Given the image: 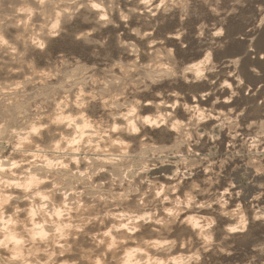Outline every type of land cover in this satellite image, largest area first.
I'll return each instance as SVG.
<instances>
[{"label":"rangeland","instance_id":"374dc122","mask_svg":"<svg viewBox=\"0 0 264 264\" xmlns=\"http://www.w3.org/2000/svg\"><path fill=\"white\" fill-rule=\"evenodd\" d=\"M155 3L158 4L159 0H155ZM56 6L55 3L41 9L34 0H3L0 3V19L5 20L6 24L26 19L27 14L18 9L31 7L34 9L30 22L33 27L29 31L38 32L41 26H46L44 31L49 32ZM136 6L134 0H119V9L125 13ZM57 7L62 10L65 5ZM141 7L128 21L120 20L119 12L114 11L111 17L114 23L106 26L99 21V13L86 12L85 9H81L70 21L63 16L60 34L42 37L47 44L44 53L35 49L30 40L26 41L29 47L25 59L43 55L46 59L40 60L41 67L48 64L68 73L79 69L78 73H83L85 78L84 88L80 91L77 85L67 91L71 84H65L66 93L56 95L55 99L69 95L72 102L83 93V114L90 122L93 121L94 128L103 129L112 123L110 110L115 113V109L111 103H116V100L119 104L140 100V115H155L158 110L160 114L172 113L173 119L166 124L159 128H147V138L142 135L143 143L137 148L143 158L162 153L159 160L166 163L161 164L154 159L155 166L149 165L148 171L141 172L132 181L139 191L129 192L128 202L115 209L117 212L126 211L130 216L155 210L153 220L163 218L167 223H156L155 226L153 220L148 223L139 221L137 224L143 223L141 225L147 231L139 239L128 242V247H141L150 255L168 261V264H175L172 260L175 257L182 260L179 264H264V23H261L264 21V0H170L155 11V15L144 12ZM85 15L89 22H84ZM9 16L13 18L11 21L6 19ZM216 32H222V35L217 36ZM22 35H29L22 27L4 28L5 38L13 46L20 47L19 51L25 50L23 41L16 39ZM209 55L211 62L205 66V79L186 82L185 75L188 81H194L195 76L193 72L185 73L184 69L199 64ZM3 59L7 61L9 57L3 56ZM213 66L214 71L207 70ZM7 68L5 66L0 71V82L16 81L15 76H9ZM63 79L57 77L49 82L63 83ZM116 81L120 82L116 89H122V94L117 96L119 99L112 98L115 93L108 87L109 83ZM225 83L231 88L223 87ZM32 87L36 89L39 84L29 85L25 90L31 91ZM100 89L107 90V95L101 97ZM233 92L237 95L233 96ZM104 100V109L92 107ZM172 104H176V107H166ZM184 105L200 110L206 118L196 119L197 113L195 116V111H188ZM40 107L45 110L41 114L46 116L41 123L50 125L41 133L44 139L37 141L41 147L59 140L61 135L73 136L71 129L56 127L51 123L56 113L53 107L45 104ZM66 111L72 116L77 115L73 108L68 107ZM31 115H36V112ZM175 121L181 123L180 129L172 128ZM14 145L15 141L9 149H5L0 159H8L10 163L23 162L22 166L28 164L24 163L27 158L23 159V154L21 156ZM28 160L29 163L34 161ZM70 166L75 170L76 165ZM85 166L80 165L81 171ZM111 181L112 177L103 172L94 177L91 183H103V195H107L109 189L119 194L129 187L127 183L123 187L118 183L114 186ZM177 184L179 190L170 195V200L177 197L184 200L185 192L192 190V185L196 184L200 189L193 192L197 203H209L211 207L190 208L180 212L175 219L167 216L163 210L172 207L168 202L154 201L147 208L138 207L141 194L150 192L154 195L159 187H174ZM56 199L59 201L61 198ZM82 199L88 202L86 204L92 203L87 197ZM149 199L151 195L145 197L146 204ZM221 200L227 201L226 207L221 206ZM93 202L97 204V209L84 212V218L89 219L103 209L102 201ZM22 204L21 200L18 206L25 208ZM238 206L247 219V225L244 232L230 233L227 229L239 223ZM224 212L232 215L225 216L222 214ZM192 215L211 217L216 221L209 230L213 237L211 245L197 237L185 223V219ZM73 221L76 223L77 219ZM109 221H94L84 226L83 231L91 232L89 236L76 232L79 233L77 237L71 235L69 238L76 237L85 251L95 252L99 245V239L95 237L100 234L99 238H103L102 233L109 229ZM173 240L176 242L174 246H166L162 250L149 247V242ZM193 254L199 255L200 259L188 260ZM69 262L89 264L79 259H70ZM105 264L112 262L105 258Z\"/></svg>","mask_w":264,"mask_h":264},{"label":"clouds","instance_id":"9594fccd","mask_svg":"<svg viewBox=\"0 0 264 264\" xmlns=\"http://www.w3.org/2000/svg\"><path fill=\"white\" fill-rule=\"evenodd\" d=\"M3 0H0L2 3ZM133 2V0H129ZM170 0H159V3H155V0H134L136 7L128 9V12L119 9V0H34V3L40 5L41 7L56 3L57 5L63 4L65 7L56 13L54 22L51 24V31L46 32L44 28L46 26H41L40 31L30 32L29 30L33 27L30 23L33 19L34 9L31 7H21L18 11L27 14V19H19L13 24H6L5 20L0 19V71H3L5 66H8L7 71L9 76H15L17 79L11 83L0 82V100L4 102L5 105L10 106L12 111H8L5 108L4 113L0 114V141L5 144H10L15 141V149L21 150L23 155H34L36 160H44L46 163L39 165L40 170H55L56 168L63 169L67 175L64 177L67 180L69 177L75 178L73 183L67 186L63 183H53L49 180L48 171H37L31 172L28 170L27 175L23 177V182H10L7 179L0 180L5 187H19L22 188L28 195L23 196L21 199L28 200L32 207L30 209H23L17 207L15 209V214L20 212H27L30 222L36 221L39 217V222L32 223L31 228H25L24 232L27 233L28 238L23 234L16 231L9 232L8 225H12L15 229L18 223L9 216L4 221L3 231L7 233L3 241H0V248L8 249V245L12 244L15 246L14 255L9 258L0 260V264H7V259L13 261L23 260L24 264H55L54 257L57 255H62L63 253L49 252L47 247L41 249L39 248V243L48 245L49 242L55 244L57 247L64 249L65 252L70 251L71 245L67 244L70 232H82L83 227L87 224H91L94 221L103 222L106 219H111L115 221H121L117 225H113L107 231L102 233L103 237L111 239V243L107 244L108 251H113L116 249L117 243H126V239H121L117 241L116 236L113 235L114 232H119L121 229H126L128 232H137L140 229L136 227L139 221H144L148 223L150 220L156 216L155 210L150 213H145L141 215H129L128 212L121 210L120 212L115 211V209L120 208L122 204L129 200V192L136 193L139 191L137 186L132 184V181L140 175L141 172L149 170V165L155 166L153 160H159V156L162 153H153L152 156L147 158H137L140 156L137 148L143 143L141 136L143 135L145 139L147 138L146 129L147 128H159L162 124H166L170 119H173L172 113L160 114L159 110L155 115H140L141 111V101L135 100L131 103L117 104L113 103L111 107L115 109V113L111 116L112 123L107 124L103 129L94 128L92 123L87 120L83 115H67L61 120H53L52 123H65L66 127L73 129L75 135L69 137L68 135H61L59 140H54L47 147H41L40 144L36 143V140H43L44 137L41 133L47 130L50 125L42 124L41 121L46 119V116L39 113L45 110L37 105L36 109L29 110L27 105L20 107L17 104V100L22 98V96H17V93L22 95H28L25 89L31 85L35 86L37 84L45 85L49 81L56 79L57 77H63L64 84H71V87L67 91H71L72 87H76L74 81V74H69L68 72H61L59 68H52L48 64H44L43 67L40 65V60L46 59V56H32L25 59L27 55V40L31 41V45H34L35 49H38L40 53H44L47 47L45 40L42 37L46 36H58L61 24V17L66 16L67 20H72V18L80 12L81 9H85L86 12H96L99 13V21L104 22V26L108 24H113L114 21L111 18L114 11L119 12V19L122 21H128L131 15L140 11L139 6H143V11L149 13L150 15H155V11L160 10ZM219 2V0H217ZM239 2V0H237ZM215 11V9H213ZM11 21L13 18L11 16L6 18ZM84 22L88 21V16H84ZM264 23V21H261ZM6 27H16L23 28L25 32L29 35L24 37H17L18 40L25 42V50L18 51L13 44L9 42L4 36V28ZM138 34V33H137ZM91 35V33H87ZM215 35H222V32H216ZM79 38V37H78ZM3 56H8L9 60L5 61ZM211 62L210 55L207 56L199 64H193L190 67L184 69V72H194L195 80L188 81L187 76H184L186 82L194 83L205 79V66ZM18 65L17 67H11L10 65ZM63 66V63L61 64ZM208 71H214L213 66ZM175 75V73L173 74ZM118 83V81H116ZM242 84L243 81L241 80ZM223 87L231 88V85L225 83ZM83 95V93H81ZM173 95H179L174 93ZM207 95V94H205ZM233 96L237 93L233 92ZM33 99H36L34 97ZM119 99V97H117ZM63 107L60 109L63 112L66 108L70 107L67 95H65V100L61 102ZM75 107L82 109L85 107L83 102L75 104ZM153 107H156L153 105ZM166 107L175 108L176 104L166 105ZM184 107L192 112H199V119L203 120L206 117L198 109L188 108L187 105ZM124 109V111H121ZM32 112H36V115H31ZM77 121H84V123L78 124ZM119 121V122H118ZM232 123V121H229ZM179 121H175V127H181ZM7 137V139H5ZM35 138V139H33ZM26 146H30L35 149V154L29 151ZM74 153H81V155H73ZM2 163V162H0ZM159 163H166L164 160H159ZM70 164L76 165L75 170L70 168ZM86 165L84 170L81 171L80 165ZM20 164L13 163L10 168L5 169L0 167V171H10L11 168H19ZM35 167V165H34ZM107 172L109 176L112 177V183L114 186L118 183L120 187H123L125 183L129 185L128 189L119 194L112 193L111 189L108 190L107 195H100V190L103 188V183L94 184L91 183L94 177L98 176L100 173ZM177 175H181L177 173ZM174 178V177H173ZM107 182V181H106ZM51 183V187H41ZM82 185L83 187H78ZM179 190V184L174 187H159L154 195L150 192H145L141 194L138 207L147 208L148 204H152L154 201H159L160 203L168 202L172 204L171 208L163 209L167 216L173 217L174 219L179 216L180 212L187 211L190 208H210L209 203H197L196 196L193 194L194 191H200L199 186L196 184L192 185V190L185 192V199L181 200L178 197L174 200H170L169 197L175 191ZM151 195V199L145 203V197ZM57 197L61 199L57 201ZM83 197H87L92 201H102L103 209L97 211L96 215L91 216L85 221L82 226H77L73 223L74 219L82 218L84 212H89L97 209L96 203L85 204ZM13 197L8 196L3 200L4 204H7L9 200ZM222 207L227 206V201H220ZM111 204L112 207L109 208L108 205ZM236 212L239 214V223L235 226L229 227L227 229L230 233L244 232L247 219L240 212L239 206ZM77 214L74 217L72 214ZM225 216H230L232 214L228 212L222 213ZM3 216L2 206H0V217ZM203 221V223H202ZM157 224H166L167 221L163 218H156L153 220ZM22 223V222H19ZM186 224L194 230H199V235L208 244H212V234L209 231L215 224L216 221L211 217L203 216H188ZM47 226V231L45 230ZM99 244L104 245L105 240L99 238ZM65 241L61 244L60 241ZM175 241H164L163 243H153L149 242V247H156L158 250L165 249L166 246H174ZM35 245V247H33ZM27 246V247H25ZM170 250V248H169ZM47 255L46 260H40L37 257L41 254ZM140 253L141 256L146 257V259H136L135 254ZM31 257V261L28 257ZM188 260H199L200 257L197 254L187 258ZM62 264H69L68 261L62 262ZM95 264H105V258L103 255L98 257ZM123 264H168V261L155 259L149 256L148 252L141 249L135 248L131 252L126 254V258L123 260Z\"/></svg>","mask_w":264,"mask_h":264},{"label":"bare ground","instance_id":"6f19581e","mask_svg":"<svg viewBox=\"0 0 264 264\" xmlns=\"http://www.w3.org/2000/svg\"><path fill=\"white\" fill-rule=\"evenodd\" d=\"M52 4H55V3L46 4V5L42 6V7L40 5H38V6H40L41 9L42 8H45L46 9V7H49ZM57 6H56L57 9H53V11L56 10L55 11L56 13L59 12V11H61V9L60 8L58 9ZM56 13L53 15V18L51 17L52 23L54 22V19L56 17ZM62 18H63V16H62ZM26 19H27V15H26ZM16 21H18V20H16ZM11 24H13V23H11ZM48 31L49 32L51 31V26H50V28H48ZM27 41H29V40H27ZM23 44L25 45V42L24 41H23ZM19 48H17L18 51H19ZM78 71H79V69L76 68L75 70H73L69 74H74L75 79H74V81H72V83H75L76 85H79L80 86V91H81L82 88H84L85 78H83V76H82L83 73H78ZM82 71H84V70H82ZM150 76H148V77L150 78ZM118 83H120V82H118ZM118 83L111 82L108 85L109 89L112 90V92L115 93V95L112 98H115V97L120 96L122 94V92H121L122 89L121 90L120 89H116V87H119L120 86ZM65 88H66V86H65L64 83H62V81H61V83H58V84H54L53 82L52 83L48 82L45 85H40L39 84V87H36V89H34V90L33 89L31 91H27L29 89L25 90L28 93V95H22L20 93H17V96H22V98H20V99L17 100V104L20 107H24L25 105H27V108L29 110L36 109L37 105H40L41 106V105H44L45 104L46 106H51V107H53L55 109V112H56L53 115V117L51 118V123H52L53 120L59 121L64 116L70 115V113L66 111L67 108L63 112H61V110H60L63 107V105H62L61 102L65 100V96H62L58 100L55 99V96L56 95L66 93ZM100 93H98V94H100V96L101 95H105L106 96L107 95L106 94L107 93V90L100 89ZM34 97H36V99H33ZM103 99H101V100H103ZM67 100H68V103L70 105V108H73V109H75L77 111L76 112L77 115H80V114H83L84 113L83 108L82 109H78V108L75 107V104L76 103H79V102H83L84 103L85 100H84V98L81 97V95L76 100H74L72 102H70L69 95H67ZM95 102H97V101H95ZM113 103H115V102L113 101ZM113 103H111V104H113ZM116 103H117V100H116ZM124 103H127V102H124ZM124 103H122V104H124ZM117 104H119V102ZM120 104H121V102H120ZM89 106L90 105H88V107ZM105 106H106L105 100L102 101V102H100V103H98V105L97 104L94 105V106L92 105V107H94V108H102V109H104ZM5 108H7L8 111H12V108L10 106L5 105L4 102L2 100H0V114H5L4 113ZM94 110H96V109H94ZM110 112H111V114L110 115L108 114V115L109 116H112L114 113H112L113 111H111V110H110ZM101 113H103V112H101ZM196 113H197V117H195L196 116ZM39 114H41V113H39ZM105 114H107V112ZM194 115H195L194 117L196 119H199L198 118L199 117V113L198 112L195 111ZM189 119L191 120V118H189ZM77 123L78 124H81V123H84V121H77ZM94 123H96V122L94 121ZM53 125L56 126V127H61V126L63 127L64 126V128H65L66 127V122L65 123H56V124H53ZM172 128L173 129H180L178 127H175V123L172 124ZM65 129H69V128H65ZM71 133L73 135H75V132H74L73 129H71ZM5 139H7V137H5ZM33 139H35V138H33ZM37 141H39V140H36V143H37ZM12 145H13V143L5 144L2 141H0V158H1V155L3 154V152L5 151V149H9V147H11ZM26 147L28 148L29 151H32L35 154V149L31 148L30 146H26ZM16 150H15L14 153H16ZM158 150H161V149H158ZM17 151L22 156V151L21 150H17ZM154 151H157V150H154ZM73 155H79V153H74ZM23 157H24L23 159H26L27 158L26 159V162H24V163H28V164H26V165L23 164V166H22L21 165L23 163L22 162V163H20L21 166L19 168H11L10 171H0V180L7 179L8 181L13 182V183H16V182L22 183L23 182V177L25 175H27L28 170H31V172L48 171L49 172L48 178L50 179V181H52L53 183H57V182L63 183L66 186L68 184H70V183H73L74 180H75V178H73V177H69L67 180H65L64 177L67 175V173L63 169L56 168L55 170H40L39 169V165L46 163V161H44V160H36L34 158V155H23ZM142 157H143V155H142ZM28 158L29 159H34V161H31V163H29V162H27ZM0 162H2V163H0V167L5 168V169L10 168L11 164H13V163H18V162H11L10 163V161L8 159H6L5 161L4 160L2 161L0 159ZM34 165H35V167H34ZM70 168H72V167L70 166ZM41 187H51V183L46 184V185H42ZM78 187H83V186L80 185ZM20 194H21V196H19ZM25 195H28V193H25L22 188H19V187H5L3 183H0V206H2V210H3V216L0 217V241H3L4 238H5V235H7V233H5L3 231V228H4V221L9 216H12L13 219L18 222L16 224V226H15V229H13V226L12 225H8L9 232H11L13 230L16 231V232H20L26 238H28V236H27V233L24 232V229L25 228H31L32 227V223H34V222H39V220H40L39 217L36 218V221L30 222L29 221V217H28L26 211L25 212H20V213H17L15 215H13L15 213V209L17 207H19L18 206V203L21 200L24 203V204H22V206H25V208H23V209H30L32 207V204L28 200L21 199ZM100 195L103 196L102 190H100ZM8 196L13 197V199L9 200L7 204H4L3 203V200H4L5 197H8ZM84 203L86 204L88 202L84 201ZM92 203H95V202L92 201ZM72 215L74 217L77 216V214H75V213H73ZM87 219L88 218L87 217L84 218L83 217V214H82V218H78L77 221H76V223L74 221H73V223H75L77 226H80V224L83 223ZM185 221H186V219H185ZM19 222H22V223H19ZM109 223H110L109 228H111L114 224L118 226L121 223V221L114 222V220H111L110 219ZM141 224H143V223H141ZM141 224L140 223L139 224H136V227H138L140 230L137 231V232H134V233L133 232H128L126 229H121L119 232H114L113 235L116 236L117 241H119L121 239H126L127 242L126 243H123V244H120L118 242L116 249H114L113 251H108V249H107V244L108 243H111V239L110 238H107V237H103L102 238V239L105 240L104 252H103V249H102L103 246L100 245V244L96 246L98 249L95 250V252L94 251H85V248L82 246L81 241H77L76 240L77 234H79V233H76L75 231L70 232V235L69 236H71V235L74 236L75 235L76 237H74L73 239H71V238L68 239L67 244L71 245V249L68 252H65L64 249L57 247L55 244H53L51 242H49L48 245L39 243V241H37V243L39 244V248H41V249L47 247V250H48V248L50 247L51 249H50L49 252H55L56 251L58 253H63L62 255H59L58 257L54 258L55 264H62V262H64V261H68L69 262L70 259H75V260H78L79 259L80 261L82 260L83 262H87L89 264H95L96 259L98 257H100L101 255H103L106 258V260L109 261V263L112 262V264H123V260L126 258V254L129 253V252H131L133 249H135V248L128 247L129 245H127V243L130 242V241H132V240L139 239L147 231V228L144 227ZM153 224H154V222H153ZM155 226H157L156 223H155ZM188 226L190 227V225H188ZM190 229L196 234L197 237H201L199 235V230L198 229L194 230L191 227H190ZM45 230L46 231L48 230L47 229V226H46V229ZM156 230H158V228ZM82 232L83 233H81L79 235L85 234V235L89 236L91 234V232L89 230H84ZM89 239H90V237H89ZM60 243L61 244H64L65 241L62 240V241H60ZM154 243H162V242L155 241ZM25 247H27V246H25ZM33 247H35V245ZM76 247H78V248H76ZM117 248L120 249V251H118ZM138 248H141V247H138ZM14 249H15V246L12 245V244H9L8 245V249L0 248V260H3L5 258H9L12 255H14L15 254L14 251H13ZM145 251H147V250H145ZM148 254H149V256H152L155 259H158L155 256L150 255V253H148ZM75 256L77 257V259L75 258ZM37 258L40 259V260H46L47 259V255L41 253ZM63 258H65V259H63ZM135 258L136 259H146V257L141 256L140 253H136L135 254ZM31 259L32 258L29 256L28 257V260L31 261ZM172 260H173V263H175V264H179L182 261L181 259L176 258V257L175 258H172ZM7 264H24V261L23 260L13 261L11 259H7ZM69 264H72V263L69 262Z\"/></svg>","mask_w":264,"mask_h":264}]
</instances>
